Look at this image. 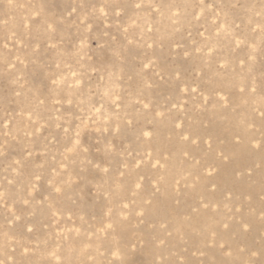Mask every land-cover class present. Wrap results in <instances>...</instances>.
Returning a JSON list of instances; mask_svg holds the SVG:
<instances>
[{"label": "rangeland", "instance_id": "rangeland-1", "mask_svg": "<svg viewBox=\"0 0 264 264\" xmlns=\"http://www.w3.org/2000/svg\"><path fill=\"white\" fill-rule=\"evenodd\" d=\"M0 264H264V0H0Z\"/></svg>", "mask_w": 264, "mask_h": 264}]
</instances>
